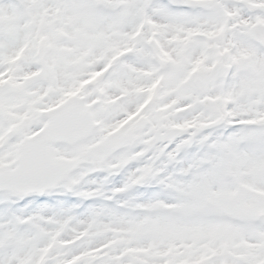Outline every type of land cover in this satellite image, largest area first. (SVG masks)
<instances>
[{
	"label": "snow or ice",
	"instance_id": "snow-or-ice-1",
	"mask_svg": "<svg viewBox=\"0 0 264 264\" xmlns=\"http://www.w3.org/2000/svg\"><path fill=\"white\" fill-rule=\"evenodd\" d=\"M0 264H264V0H0Z\"/></svg>",
	"mask_w": 264,
	"mask_h": 264
}]
</instances>
